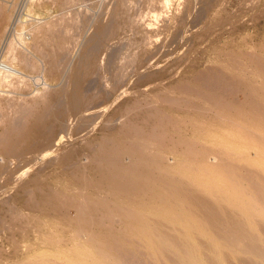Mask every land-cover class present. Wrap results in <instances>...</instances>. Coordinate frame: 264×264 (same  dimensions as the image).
<instances>
[{
	"label": "rangeland",
	"instance_id": "rangeland-1",
	"mask_svg": "<svg viewBox=\"0 0 264 264\" xmlns=\"http://www.w3.org/2000/svg\"><path fill=\"white\" fill-rule=\"evenodd\" d=\"M61 1L0 0L13 5L0 13L6 30L30 4L10 35L14 49L43 29L66 41L61 52L33 50L35 65L15 61L32 79L0 81V133L14 113L8 93L18 101L63 85L69 92L87 40L118 0ZM162 3L127 0L142 22L108 42L124 80L113 81L101 47L99 72L84 83L97 98L64 111L56 144L40 158L3 164L0 264H264V0ZM51 19L60 29L49 30ZM147 33L149 83L145 66L127 62ZM48 56L57 58L52 67Z\"/></svg>",
	"mask_w": 264,
	"mask_h": 264
},
{
	"label": "bare ground",
	"instance_id": "bare-ground-1",
	"mask_svg": "<svg viewBox=\"0 0 264 264\" xmlns=\"http://www.w3.org/2000/svg\"><path fill=\"white\" fill-rule=\"evenodd\" d=\"M30 1L27 0L28 3H30ZM32 1L33 2H31L32 3L31 6L39 7L43 3L48 2V1H52V0H32ZM62 1L63 2H67L68 0H62ZM212 1L213 0H203V3L205 5L209 6ZM164 2H165V5L168 6L170 0H163L162 4H164ZM8 4L9 5H6V6H4L3 4H0V13L1 12L4 13L8 9H11V7L13 6L12 3L9 2ZM22 5H23V2H22ZM22 5L20 4L19 6H22ZM28 5H29V7H26L25 9L30 8V4H28ZM23 6H26L25 2H24ZM61 7H64V5L61 6ZM23 8L21 7V10H20V8L17 10V11H19V10L20 11H19V13L15 14L16 15L15 17L12 18L11 25L8 28V30H6L7 28L4 29V26L6 24V19L7 18L4 17V20L0 21V81L1 82H5L7 80L6 83H8L10 81L9 80L10 78L12 79V78H17V77L20 78L21 80L24 79L23 83L25 82V79H27L26 81H28L29 78H31V76L29 77L27 74L21 72L18 69V67L15 65V61H18L20 64H22L21 63V61H22L26 65V67L29 66V65L30 66L31 65H35L33 57H35L36 61H38V62H39L40 58L38 56L34 55L33 50L36 51L37 53H40V55L41 54L44 55L45 49L47 47L51 48L52 47L51 45H55V47H56V51L55 52H61L63 50V44L66 43V41L63 43V41H62L63 38H61L59 40H53L54 38L52 39V37H50V34L52 32L48 34V33H46L47 30L43 29L42 31L38 30V32L40 33V36L37 35L38 37H37L36 41H34V43H32L30 41H27V40H29L30 37L25 36V37H23L24 38L23 43H19L18 44L19 48H15L14 49L13 44L10 43L11 42L10 41L11 40L10 39V37H11L10 35H13L15 33V27H16V25L18 23L21 22V19H22L21 16L23 14H28L27 12L30 10V9H28V11H25L26 13L23 12V14H22L21 11L23 10ZM155 12H153V13H155ZM135 16L136 15H134V14H132L130 12V10H129L128 6H127V0H118L117 1V4L115 5V7L113 9V12H112L110 20L108 22H106L107 24H105V22H104L105 25H102V26H99V27L97 26V29L94 31L92 36L87 40L88 41V46H87V48H85L86 50L81 54L80 60L77 61L78 62L77 67L75 69H73L74 70V74H73V76L71 78V82L69 84L70 85V89H69L68 93H66V89L67 88L65 89L63 87L64 85L62 87L60 86L61 88H59V90L57 89V91L54 90L55 89L54 88L53 90L55 92L52 93V94L50 93L51 95H48V96L47 95H40V97L38 99H36V100H25V95H24L23 99H21V97H20L21 100L16 101L14 99V96L10 95L8 93L7 97H9V98H7V100L5 102H6V104L8 106H10V109L13 110L14 113L12 114V116L10 118L8 117L9 119L4 120L5 122L3 124L4 125L3 133H0V155H1L0 156V172L4 170V166L5 165H8V163L5 164V165H3V164L5 162H8V160L11 159V158H19L22 155H26V157H24V158H27V160L30 159V158L31 159L38 158V157L40 158V156H42L44 154L43 153L44 151L40 152L42 147L43 148H45L47 146L51 147V146H54L56 144V140H57V136H58L56 134L57 130H58L57 128L59 127L58 126L59 124L61 125L60 122L62 121V118H63L62 116L64 114V111H66V109H68V110L71 109V110H74V111H72V113H73L77 109L79 110L80 108L85 110V108H87V106L89 104H91L97 98L98 92L94 93V94L86 93V91H85L86 89L84 88V83L86 82V80L88 78H90L91 75H93V74L95 75V73L99 72V68H100L99 51H100V49H102L101 47H103V49H104V47H106V49H107V52H106L107 57H106V59L104 61L105 62V66L104 67L111 72V75H112V78H113L114 82L118 81L117 83H119V81H122V80H120V78H123V75L121 74L122 77H120V76H118V73H114V68L115 67H113L114 64L112 65V60H113V57L115 56V52L117 50L115 49V47L113 45L109 46L108 42L110 40L114 39L116 36H118L120 34V32L125 27H130L131 28V27H134L135 25H138L137 23L142 22V21H140L141 19L138 22L137 19L134 18ZM23 17H24V15H23ZM62 17H60V18H62ZM51 21L53 23L54 20L51 19ZM58 21L59 20L57 19V22ZM60 21L62 22V20H60ZM60 21L58 23H60ZM57 22H55V23H57ZM60 25L61 24H58L57 25L58 27L57 26L55 27V25L53 23V25L51 26V28H49V30L50 29L54 30V28H57V29L59 28L60 29ZM96 25H98V24H96ZM151 25H152V23L147 21L146 29H150ZM66 27L67 28H65V26H64L65 30L62 28V30H64V32L62 30H59V32L61 31L62 33H65V31H68L66 29H68L70 27H68V26H66ZM46 28H48V27L46 26ZM57 29L55 30L56 33L58 32ZM62 33H60L59 35H61ZM68 33H70V29H69ZM54 34H55V32H54ZM64 35H67V34H64ZM18 36H19V34H18ZM23 36H24V34H23ZM144 37L145 38H143L142 41H141L142 44L140 43L137 46V49H136L137 53H136V51L134 52V53L137 54V56L136 55H131L133 57H129L127 59V62L131 61L132 63H135L136 67L138 69H142V67L145 66L146 69L149 70L150 69L149 68L150 65H148V63H150L149 60L153 59V57H154V54H155L154 49L155 48L152 49L153 46H154L153 44H152V48H151L152 50L148 48L149 46L147 44L150 43L149 45H151V43H152V41L150 40L151 36L148 35V33H147V35L145 34ZM69 43H70V41H69ZM113 47H114V49H113ZM156 48H157V46H156ZM66 49H69V48H66ZM66 49H65V52L67 53ZM5 52L9 53L10 54V58H11V59L9 58L10 60L7 61V62H5V61H3L1 59L2 55ZM52 52L54 53V49L52 50ZM63 53H64V51L62 52V57L65 54V53L64 54ZM102 53H105V52H102ZM9 54H8V56H9ZM43 55H41V57ZM8 56L6 58H8ZM48 59H49V61H51V63H50L51 65H49L51 67L53 66L54 61H57V58L55 56L54 57L48 56ZM48 59H47V61H48ZM63 59H64V57L61 60H63ZM77 60H78V58H77ZM38 62H37V64H38ZM41 63H42V61H41ZM55 64H56V62H55ZM57 64H60V63L57 62ZM42 65H43V63H42ZM126 65H127V63H124V66H126ZM51 67H50V69H51ZM56 68H59V67L56 66ZM36 69H35V71H37ZM39 70H40V68L38 69V71ZM106 72L110 73L108 71H106ZM145 72L143 73V70L139 72L140 74H142V75H140L142 77L141 80L149 83V82H151L154 79L155 74L153 72H151L150 70L147 73H145ZM41 73H42V70H41ZM36 75H37V73H36ZM54 76H56V75H54ZM26 77H28V78H26ZM34 78H36V83H38L37 82V78L39 80L40 76L35 77V75H34ZM109 80L111 81V79H109ZM123 80H124V78H123ZM11 81H10V84H11ZM31 81L34 82L35 80H31ZM139 82H140V79H139ZM16 83H17V81H16ZM20 83H22V82H18L19 87H20ZM46 83L47 82H46L45 79H42V81H40V84L45 85ZM34 84L35 83H33V85ZM29 85H30V83H28V86ZM61 85H62V83H61ZM26 86H23V87L25 88ZM14 87H15V85H13L12 88H14ZM104 87H106V86H104ZM42 94H45V93L42 92ZM46 94H49V93H46ZM62 97L65 100H63ZM0 106H1V99H0ZM3 110H4V108H3ZM77 111L75 113H78ZM0 112H2V110ZM4 112H5V110H4ZM5 115L6 114H4L2 116L4 117ZM64 115H66V113ZM72 115H74V113ZM2 116H1V118H2ZM65 118L66 117L64 116V120H66ZM64 120L62 122H65ZM2 121H3V118L1 119V124H2ZM60 128H62V127L60 126ZM45 149H43V150H45ZM36 153H38V154H36ZM40 153H41V155H40ZM45 153H47V152L45 151ZM5 167H8V166H5Z\"/></svg>",
	"mask_w": 264,
	"mask_h": 264
}]
</instances>
